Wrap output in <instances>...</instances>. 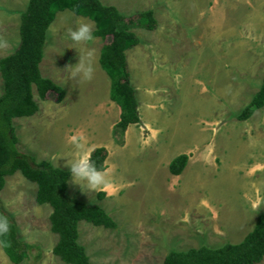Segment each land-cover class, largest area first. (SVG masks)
<instances>
[{"label": "rangeland", "instance_id": "rangeland-1", "mask_svg": "<svg viewBox=\"0 0 264 264\" xmlns=\"http://www.w3.org/2000/svg\"><path fill=\"white\" fill-rule=\"evenodd\" d=\"M28 1L0 0V58L18 45L20 14ZM99 1L127 19L154 14L155 31L130 30L139 43L125 57L138 89L137 114L160 134L154 144L142 143V133L132 127L124 146L118 142L112 149L113 165L125 171L123 181L129 184L115 197L117 213L108 214L116 229L79 222L77 243L91 264H163L170 252L240 243L264 213V107L246 121L236 120L264 75V0ZM79 22L94 30L92 22L69 11L55 16L39 65L42 77L66 79L67 90L58 86L68 96L59 104L54 95L40 102L34 90L40 113L12 120L17 150L37 162L57 156L51 165L58 169H68L64 161L74 151L69 142L73 134L66 128L105 123L100 117L107 100L99 94L107 91L98 62L100 39L87 45L95 50L93 79L79 84L67 80L78 53L66 30ZM100 129L107 131L105 124ZM169 145L171 156L174 149H190L201 159L196 178L176 185L173 192L161 187L166 172L157 161ZM36 191L35 184L15 173L0 192L2 213L15 224L18 239L32 247L20 264H63L51 252L57 242L49 229L51 209L35 202ZM93 192L70 179L67 197L103 208ZM164 205L168 210L159 214ZM126 215L143 217L141 225ZM0 264H11L1 247Z\"/></svg>", "mask_w": 264, "mask_h": 264}, {"label": "trees", "instance_id": "trees-1", "mask_svg": "<svg viewBox=\"0 0 264 264\" xmlns=\"http://www.w3.org/2000/svg\"><path fill=\"white\" fill-rule=\"evenodd\" d=\"M69 11L75 16L94 24L93 35L103 45L100 49L99 66L111 82L110 100L120 109L117 127L122 131L130 125H138L137 102L127 70L126 51L139 43L131 29L155 31L157 22L152 11L125 18L112 6L99 0H29L20 14L19 42L12 54L0 60V192L5 179L19 173L27 182L37 187L35 202L51 209L49 229L57 236L52 254L63 264H91L85 250L77 243V226L86 222L95 227L116 229V224L95 205H87L67 197L68 171L57 169L50 162H37L33 157L17 150V139L12 120L29 118L38 112L34 101L44 102L50 95L61 103L66 91L39 71L42 61L46 32L58 13ZM109 39L108 42L106 40ZM264 107V75L258 91L246 107L236 116L237 121L248 120L255 111ZM107 151L97 148L91 159L98 168L105 169ZM188 157L175 158L168 167L172 176H179L187 165ZM102 198V196H98ZM0 215L7 216L2 213ZM10 221V231L0 237V247L11 264H20L27 258L32 247L18 239L17 228ZM264 260V213L257 216L252 231L238 244L225 243L218 248L200 247L184 252H170L163 264H260Z\"/></svg>", "mask_w": 264, "mask_h": 264}, {"label": "crops", "instance_id": "crops-1", "mask_svg": "<svg viewBox=\"0 0 264 264\" xmlns=\"http://www.w3.org/2000/svg\"><path fill=\"white\" fill-rule=\"evenodd\" d=\"M18 30H19V28H18ZM16 48H17V46L12 50V52H10L7 55L1 57L0 60L4 59L7 56H9L10 54H12ZM40 64H42V61H41ZM100 70H102V69H100ZM39 71H40V69H39ZM40 74H41V72H40ZM41 76H42V74H41ZM104 77H105L104 79L107 81V86L105 87V90H107V91L104 92V93L100 92L99 94L103 95V98H104L103 100H106V99L107 100L104 103H102V105H101L100 117H101V122H105L104 124H105V127L107 128L106 129L107 131L103 132L100 129V128L104 127V124H100L99 127L93 126L92 128H88V129H86V127L79 126V125L73 126L72 130L70 128H66V129L68 131H71V133L73 134L72 137L83 136L87 140L88 144L92 146L93 150L97 149V148H104L107 151V158L105 160V170L109 171V173L111 175V178H112V191L109 192L107 190H97V191H94L92 193V195L94 197H96V198H98L99 195L102 196V198H98V200L100 202L104 203V204L102 205L103 208H101V207H99V208L102 209L106 215H108L110 212H113V211L115 213H117V209H115V206H114L115 205V197H117L118 195L120 196L121 193H122V189H125L127 186H129L128 183L123 181L124 175H126L124 173L125 171L124 170L122 171V169L119 166L113 165V164H116V161H114L115 160L114 159L115 156L112 155V149L118 148L116 146V144L118 142L122 143V146H124V144H125V140L124 139H125V137L127 136L128 132L130 131V129L132 127L137 128V131L142 133L141 134L142 143H147V142L150 143L149 141H151V144L152 143L154 144V142L156 140H158V134H160V133H158L159 132L158 129H155V128L153 129L152 128L151 123L148 122V123L144 124L143 121L141 120V118L139 117V115H138V118H139V124L138 125H130L124 131L119 129L117 127V123L119 122L120 110L115 105V103H113L110 100L111 82H110V79L108 78V76L105 74V72H104ZM44 79H48V80L56 83L57 85H60V86L64 87L65 89L67 88V85L65 84L67 81H65V83H63L64 80H66L65 78H49V77L47 78L46 77ZM0 80H1V78H0ZM60 80H61V82H60ZM130 82H131L132 88L134 89L135 98L137 97L136 100H137V103H138V101H139V99H138V89H137V87L134 86V84L132 82V79L130 80ZM1 87H2V80H1ZM1 94H2V91H1ZM66 96H68V91H67V95ZM49 97H48V99H49ZM34 101H35V99H34ZM37 106L39 107L40 105L37 104ZM137 109H138V107H137ZM38 113H40V109L39 108H38V112L33 117H36L38 115ZM116 131L119 133V135H118V133ZM195 151L196 150L193 151V150H190V149H185V150H181V151H177L176 152V150L174 149L173 150L174 155L171 156V145L168 146V149L166 150V152H163L162 156L157 158V161H159L158 168H162L164 170V172H166V173L163 174V177L165 179H164V183L161 185V187L165 186V187H167V189L169 191L173 192V190L176 187V185L178 186L182 182L185 183L186 180L190 181V180H194L196 178L197 171H198L196 163L199 160H201V159H195L194 158V155H195L194 152ZM181 155H185V156L188 157L187 165H186V167H185V169H184V171H183V173L181 175L172 176L169 173V170H168L169 164L175 158H177V157H179ZM57 159H58L57 156H56V158H54V156H52L50 158V161L51 162H52V160L56 161ZM203 163H205V162H203ZM117 164H120L119 160L117 161ZM205 164H207V163H205ZM60 169L61 170H66V171L68 170V169H65V167H60ZM189 177H191V178L188 179ZM70 179H71V177H69V180H68V183H67V185H68L67 190L69 188ZM79 202H81V201H79ZM252 209H254V208L252 207ZM166 210H168V206L164 205L163 207H161L159 209V211H160L159 214H162L163 211H166ZM142 219H143V217H142ZM142 219L141 218H137L135 220H131V217L126 215V220H129L130 222L134 221V225H135V222L138 223L137 225H141V220ZM256 219H257V217H256ZM256 219L254 220V223L252 225L253 227L255 225Z\"/></svg>", "mask_w": 264, "mask_h": 264}, {"label": "clouds", "instance_id": "clouds-1", "mask_svg": "<svg viewBox=\"0 0 264 264\" xmlns=\"http://www.w3.org/2000/svg\"><path fill=\"white\" fill-rule=\"evenodd\" d=\"M71 46L78 53V61L69 66L67 80H74L77 84L93 79L96 71L95 50L87 47L94 41L92 26L86 22H79L77 26L66 30ZM74 151L64 163L68 168L71 181L83 188L85 192L97 190L112 191V178L109 171L98 168L91 159L93 148L83 136L71 137L69 141ZM10 231V221L7 216L0 215V237ZM27 231V230H26Z\"/></svg>", "mask_w": 264, "mask_h": 264}]
</instances>
